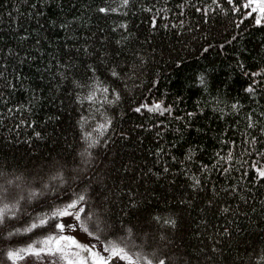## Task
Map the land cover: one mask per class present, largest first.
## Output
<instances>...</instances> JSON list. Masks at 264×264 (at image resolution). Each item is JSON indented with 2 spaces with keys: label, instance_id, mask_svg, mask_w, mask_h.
Instances as JSON below:
<instances>
[{
  "label": "trees",
  "instance_id": "obj_1",
  "mask_svg": "<svg viewBox=\"0 0 264 264\" xmlns=\"http://www.w3.org/2000/svg\"><path fill=\"white\" fill-rule=\"evenodd\" d=\"M243 2L0 0V264L54 234L31 225L79 195L102 248L258 264L264 84L245 89L264 76L245 73L264 69V22ZM161 102L171 112L135 111Z\"/></svg>",
  "mask_w": 264,
  "mask_h": 264
},
{
  "label": "snow or ice",
  "instance_id": "obj_2",
  "mask_svg": "<svg viewBox=\"0 0 264 264\" xmlns=\"http://www.w3.org/2000/svg\"><path fill=\"white\" fill-rule=\"evenodd\" d=\"M122 6H127L130 0H120ZM229 3H233L234 0H228ZM213 3H216V0H213ZM255 5V7H253ZM240 7L244 9L251 8V11L247 13L248 16H252L254 13H259L257 16L255 23L260 25L264 22V0H244V2L240 5ZM234 11H239L240 8L236 7L233 9ZM99 11L101 13H106L109 11L115 12L116 8H100ZM151 11V9H148ZM196 11H202V9L197 8ZM205 14H207V10L205 9ZM153 26H155V19L152 21ZM119 43V41H118ZM241 67H243L241 65ZM113 76H117L118 73L113 70ZM245 75H250L253 78L264 76V69L260 72H252L245 73ZM260 84H264V80H256L249 84V86L245 89V91L251 95H255L258 91V87ZM103 92H107V88L102 89ZM89 100L93 98L92 95L87 97ZM238 105H233V108H237ZM142 109H147L149 112H159L160 115H164L167 112H171L170 108H165L161 103H153L151 106L148 104H142L140 107L136 108V112H140ZM191 115V114H190ZM249 124L248 127L252 128L255 125L252 122L251 114L248 116ZM264 131V128H262ZM38 135V134H37ZM158 135H160L158 133ZM252 143H256V138L252 137ZM262 158H264V153H258ZM232 159L231 153L228 155V160ZM251 169L256 173V180H264V164H260V162L253 161L250 165ZM167 171V169H165ZM225 172L228 171L227 168L224 169ZM247 175V173H245ZM195 180V184H199V180L193 177ZM235 191V189H233ZM34 195V194H33ZM86 202V198L84 195H79L76 200L71 201L66 204L62 209H56L52 211L51 215L45 218H40L38 223H33L31 228H39L43 227L46 224L54 223L56 232L52 235H49L44 240L37 241L35 244H28L25 248L19 249H9L6 253L7 259L12 261L13 264H16L17 261L23 260L27 255H34L36 257H51L52 264H115V259L118 258L122 261H126L127 264H166L165 259L153 260L148 258L147 256L137 255L134 256L129 254L125 248L118 247L114 242L109 241L107 247L103 248V252L109 253V255L104 256L101 254V251L96 250L95 244L81 243L74 236L65 234L67 231L72 230L74 225H70L64 222H56L58 218L62 217H74L77 221L81 220V213L85 212V208L82 206L83 203ZM79 206V207H78ZM9 206L7 204H3L0 206V224L4 223L6 218V213ZM224 211H228V209H224ZM165 223H174L173 221H165ZM79 228L82 229L88 236H93L94 234L89 231V228L86 222H81L79 224ZM28 229H25L27 231ZM226 231V230H225ZM13 235V233H9V236ZM95 239L99 240V236H95ZM215 251V249H213ZM258 264H264V254H262L258 258Z\"/></svg>",
  "mask_w": 264,
  "mask_h": 264
},
{
  "label": "rangeland",
  "instance_id": "obj_3",
  "mask_svg": "<svg viewBox=\"0 0 264 264\" xmlns=\"http://www.w3.org/2000/svg\"><path fill=\"white\" fill-rule=\"evenodd\" d=\"M59 222H64L76 226L72 230L67 231L65 234L74 236L81 243L95 244L96 250L101 251L102 255H109V253L103 252V248L100 246V243H98L91 237H88L85 232L79 228L78 221L74 217H62L60 218ZM16 264H52V261L51 257H36L34 255H27L23 260L17 261ZM115 264H127V262L116 258Z\"/></svg>",
  "mask_w": 264,
  "mask_h": 264
}]
</instances>
